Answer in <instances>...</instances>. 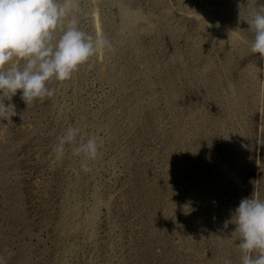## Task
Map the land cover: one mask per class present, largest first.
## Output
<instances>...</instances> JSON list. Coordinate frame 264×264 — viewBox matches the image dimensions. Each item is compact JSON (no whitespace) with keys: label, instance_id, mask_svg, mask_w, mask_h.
<instances>
[{"label":"rangeland","instance_id":"obj_1","mask_svg":"<svg viewBox=\"0 0 264 264\" xmlns=\"http://www.w3.org/2000/svg\"><path fill=\"white\" fill-rule=\"evenodd\" d=\"M79 4V27L112 48L51 81V97L4 101L15 114L0 120V255L239 264L229 218L253 190L264 199V57L247 30L264 0ZM68 124L104 138L88 172L69 148L51 152Z\"/></svg>","mask_w":264,"mask_h":264},{"label":"clouds","instance_id":"obj_2","mask_svg":"<svg viewBox=\"0 0 264 264\" xmlns=\"http://www.w3.org/2000/svg\"><path fill=\"white\" fill-rule=\"evenodd\" d=\"M79 12V0H0V120L15 114L14 106L4 101L18 90L26 104L51 97V81L69 80L79 67L91 66L94 57L112 48L102 31L87 33L79 27ZM247 25L253 34L249 51L264 57V4L249 12ZM103 143L99 132L85 134L68 124L55 137L51 152L59 161L69 148L79 157V169L88 172ZM228 222L235 226L239 264H264V199L255 190L242 197ZM11 255H0V264H7ZM223 264L231 262L225 258Z\"/></svg>","mask_w":264,"mask_h":264}]
</instances>
